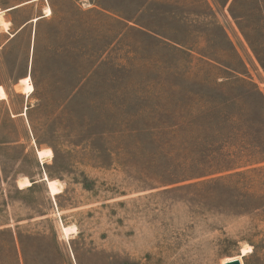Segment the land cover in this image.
<instances>
[{
	"label": "rangeland",
	"instance_id": "374dc122",
	"mask_svg": "<svg viewBox=\"0 0 264 264\" xmlns=\"http://www.w3.org/2000/svg\"><path fill=\"white\" fill-rule=\"evenodd\" d=\"M10 17L0 264H226L249 247L242 264H264V205L244 197L264 171L198 177L264 146V0H39Z\"/></svg>",
	"mask_w": 264,
	"mask_h": 264
},
{
	"label": "trees",
	"instance_id": "16d2710c",
	"mask_svg": "<svg viewBox=\"0 0 264 264\" xmlns=\"http://www.w3.org/2000/svg\"><path fill=\"white\" fill-rule=\"evenodd\" d=\"M182 45V43H179ZM183 46V45H182ZM232 80V81H231ZM231 81L230 83L231 84H234V85H241V86H244V85H247V84H252L254 85V87L257 88V86H255V84L249 82L248 80H246L245 78H242L238 75H233L231 77ZM229 83V84H230ZM216 84H218L216 82ZM223 83H220L219 85H222ZM258 94L260 95L261 97V104H262V109L260 111H257V114L259 115L260 118H262L264 120V95L262 94V92L259 90V89H256ZM171 95L174 96V97H178L180 95V92H176V90H173L171 92ZM188 95V97L190 98H196L198 97V95L196 93H193L191 94L190 92L188 94H186V96ZM238 97L240 96H236L235 99H239ZM235 99H233V101H236ZM210 110H211V113H215L216 114V117H218V114L221 113V109L223 107L222 104H216V103H209L208 106H207ZM240 114H233V115H229V116H226L225 119L226 120H232L234 119L235 117H237L239 119V116ZM205 116V113L204 112H199L198 114H195L193 117L195 118H204ZM206 117V116H205ZM215 116H213L212 114H208V116L206 117L207 119H210L212 122L217 120ZM254 149L257 150L255 152H252L251 154H248V155H236L234 158H232V154H229L227 155V158H228V161L226 165H222V166H214L211 168H204L202 169L198 175V177H202V176H208V175H213V174H218V173H223V172H228L227 175H222L220 177H218L216 180L214 181H217V182H228V184L232 185L233 182H241V180H237L235 179L234 177L236 176H240V175H243V174H246V172H254V171H264V167L260 168V169H257V168H253V169H249L248 171H235L239 168H243V167H248V166H252V165H255V164H261V163H264V146L262 145H255L254 146ZM211 156L208 155L206 157H204L203 159V162L204 164H207L208 163V160ZM244 157H248L247 160L245 162H238L241 158H244ZM235 171V172H234ZM245 199L251 201L252 203L253 202H256L258 203L255 207V209H260L263 207L264 205V194L260 193V192H253V193H247V195L244 196ZM241 199H243L242 195L240 196V201ZM244 200V199H243ZM260 203V204H259Z\"/></svg>",
	"mask_w": 264,
	"mask_h": 264
},
{
	"label": "bare ground",
	"instance_id": "6f19581e",
	"mask_svg": "<svg viewBox=\"0 0 264 264\" xmlns=\"http://www.w3.org/2000/svg\"><path fill=\"white\" fill-rule=\"evenodd\" d=\"M52 10L50 6L46 7L45 13L47 15L51 14ZM34 21L38 20V17L33 18ZM10 26V23L8 21H6L5 19H3V14L2 12H0V27H4V29L8 30ZM27 88L30 89V81L28 80L27 82ZM54 155L53 150L51 148H47V149H40L38 150V157L43 160L44 158L48 157V158H52ZM31 181L26 178L25 180H21L20 181V187H25V186H29L31 185ZM51 186H53L54 181L50 182ZM75 227V226H74ZM74 227H63L64 233L66 236H69L70 233H72V231L74 230ZM248 248H243L242 249V255L246 254L248 251H252V247ZM242 255L240 257L234 258V259H240L242 258ZM242 262V260H241Z\"/></svg>",
	"mask_w": 264,
	"mask_h": 264
},
{
	"label": "crops",
	"instance_id": "0c3cea01",
	"mask_svg": "<svg viewBox=\"0 0 264 264\" xmlns=\"http://www.w3.org/2000/svg\"><path fill=\"white\" fill-rule=\"evenodd\" d=\"M34 1H39V0H25V1H22L18 4H15V5H12V0H0V12H2V14L4 13V18L6 21H9L10 22V26H9V29L6 30H0V33L1 34H4V35H10L12 36V33H10L11 29H12V26H13V21L11 20V12L26 5V4H29L31 2H34ZM41 18V17H40ZM29 23H33L32 20L30 21H26L24 22L23 24H21V26L19 27V30L22 29V28H25ZM15 37V35L13 36ZM2 47L0 46V49Z\"/></svg>",
	"mask_w": 264,
	"mask_h": 264
},
{
	"label": "water",
	"instance_id": "95a60500",
	"mask_svg": "<svg viewBox=\"0 0 264 264\" xmlns=\"http://www.w3.org/2000/svg\"><path fill=\"white\" fill-rule=\"evenodd\" d=\"M42 179H43V178H42ZM42 179H41V180H42ZM42 181H44V180H42ZM226 264H242V262H241L240 259H233V260L227 262Z\"/></svg>",
	"mask_w": 264,
	"mask_h": 264
}]
</instances>
